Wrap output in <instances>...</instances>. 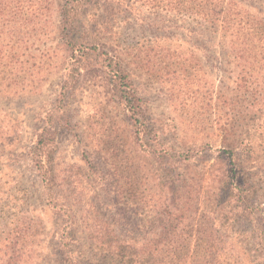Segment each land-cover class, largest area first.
Here are the masks:
<instances>
[{"label": "rangeland", "instance_id": "1", "mask_svg": "<svg viewBox=\"0 0 264 264\" xmlns=\"http://www.w3.org/2000/svg\"><path fill=\"white\" fill-rule=\"evenodd\" d=\"M136 16L153 18L154 14L146 8L138 11L119 6L114 16L82 17L87 34L95 32L117 38L113 42L118 50L134 62L130 68L149 130L143 139L131 136L124 110L109 95L103 72L81 73L64 104V119L69 125L57 129L52 153L57 191L75 220L68 240L62 236L66 218L45 205L42 182L28 148L36 132L43 128L46 113L58 104L63 67L69 54L57 39L56 19L32 32L26 43L21 42L25 38L22 27L16 29L19 35H12L11 41V24L17 26L20 22L12 23L7 17L0 20V264L86 261L92 254L86 239L87 227L121 224L111 200V189L117 180L130 179L135 184V200L143 208L142 215L147 216L144 224L150 226L153 216L149 210L165 200L168 188L164 185L166 171L146 150L164 153L190 148L191 160L182 166L183 173L191 179V186L202 201L214 194V185L210 183L221 166L218 148L227 143V133L236 135L246 129L245 121L233 115L232 105L226 99L221 101L218 114L227 130H215L212 134L208 128L210 118L217 115L213 103L219 95V76L223 75L225 65L221 64V68L209 56L206 61L205 56L220 53L216 49L205 54L198 45L173 39L176 46L156 59L153 49L143 47L158 33L147 26L154 22L150 19L147 24L141 21L142 24L135 20ZM104 17L118 18L120 23L106 29L94 23ZM169 24L165 21L160 25ZM137 42L142 44L139 59L128 57L126 45ZM191 119L193 126H189ZM153 125L161 131L159 136L155 135ZM174 125L179 126V133L171 131ZM87 162L94 167L89 168ZM245 166L256 185L254 212L263 220L264 168L256 160H249ZM245 229H253V223L243 217L236 219L229 228L228 241L239 245L254 242L238 235Z\"/></svg>", "mask_w": 264, "mask_h": 264}, {"label": "trees", "instance_id": "2", "mask_svg": "<svg viewBox=\"0 0 264 264\" xmlns=\"http://www.w3.org/2000/svg\"><path fill=\"white\" fill-rule=\"evenodd\" d=\"M119 6L138 11L146 8L154 14L153 18L136 16L135 20L145 24L150 19L154 22L147 26L154 27L152 31L158 33L143 47L153 49L156 59L176 46L173 39L198 45L205 54L218 49L220 56L215 53L205 56L206 61L209 56L220 67L225 65L223 75L219 76V95L213 103L217 115L210 118L208 128L212 134L215 130L219 133L227 130L223 128L227 124L218 114L221 101L226 99L232 105L233 115L243 118L246 129L236 135L227 133L231 141L218 148L221 166L210 183L215 192L206 201L201 200L199 192L191 186V179L183 173L182 166L191 160L190 148L164 153L146 150L166 171L164 185L168 188L165 200L149 210L153 223L144 224L147 216L142 215L143 208L135 200V184L130 179L117 180L111 189V200L121 224L89 225L86 239L92 254L86 261H74L77 264H264V219L254 212L256 185L245 166L249 160H256L264 168V0H0V20L7 17L12 23L20 22L17 26L11 24V41L12 35L15 38L19 35L15 32L19 27L25 29L21 42L26 43L32 32L56 19L57 39L69 54L63 67L58 104L46 113L43 128L36 132L28 148L42 182L45 205L66 218L67 228H62V236L70 238V226L75 220L57 191L52 153L57 129L69 125L64 119V104L81 73L103 72L109 95L124 110L131 136L143 139L149 130L130 68L134 62L123 57L124 51L118 50L114 37L95 32L89 35L83 29V16H114ZM165 21L170 24L160 25ZM94 23L106 29L120 22L115 17H104ZM138 43L126 45L128 57L139 59L142 44ZM10 44L13 48L14 42ZM169 54L174 56L172 52ZM192 123L191 119L189 126ZM153 127L159 136L161 131L156 125ZM171 131L176 134L180 128L174 125ZM87 164L91 169L94 167L91 162ZM241 217L253 223V229H245L238 235L254 242L239 245L228 241L229 228Z\"/></svg>", "mask_w": 264, "mask_h": 264}]
</instances>
